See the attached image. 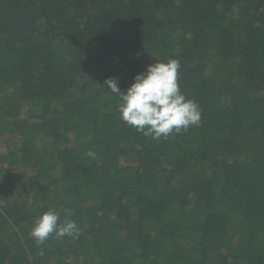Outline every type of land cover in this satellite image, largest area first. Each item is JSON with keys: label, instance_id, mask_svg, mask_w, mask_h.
Masks as SVG:
<instances>
[{"label": "trees", "instance_id": "obj_1", "mask_svg": "<svg viewBox=\"0 0 264 264\" xmlns=\"http://www.w3.org/2000/svg\"><path fill=\"white\" fill-rule=\"evenodd\" d=\"M168 59L201 121L153 140L104 83ZM0 144V264H264V0H0Z\"/></svg>", "mask_w": 264, "mask_h": 264}, {"label": "clouds", "instance_id": "obj_2", "mask_svg": "<svg viewBox=\"0 0 264 264\" xmlns=\"http://www.w3.org/2000/svg\"><path fill=\"white\" fill-rule=\"evenodd\" d=\"M179 69L177 59L155 62L135 75L132 84L123 91L116 79L106 80V88L119 100L117 111L121 120L153 140L198 126L202 114L199 106L182 93L178 83ZM65 214L69 217L73 213L66 209ZM79 234L77 223L67 218L61 222L55 209L37 216L30 231L38 244L44 243L50 236L75 239Z\"/></svg>", "mask_w": 264, "mask_h": 264}, {"label": "rangeland", "instance_id": "obj_3", "mask_svg": "<svg viewBox=\"0 0 264 264\" xmlns=\"http://www.w3.org/2000/svg\"><path fill=\"white\" fill-rule=\"evenodd\" d=\"M124 39L126 41L127 38H124ZM2 150H3V146H2V144H0V152H2ZM31 172L32 171H30V170L22 169L20 172L15 173L13 178L16 179L17 181H19V180H21L22 175L26 176V175H29Z\"/></svg>", "mask_w": 264, "mask_h": 264}]
</instances>
